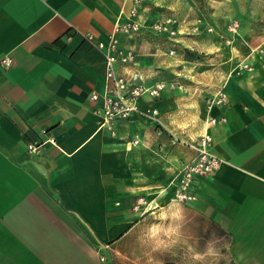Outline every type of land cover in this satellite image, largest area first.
<instances>
[{
  "label": "crops",
  "instance_id": "0c3cea01",
  "mask_svg": "<svg viewBox=\"0 0 264 264\" xmlns=\"http://www.w3.org/2000/svg\"><path fill=\"white\" fill-rule=\"evenodd\" d=\"M131 1L0 0V264H116L119 255L134 264L143 256L138 245L148 240L150 216L178 204L175 181L204 132L222 162L197 178L196 200L181 204L197 213L183 220L184 235L223 240L211 254L220 260L206 264H264V39L238 49L211 32V65L200 72L197 60L172 49L178 38L150 29L163 12L157 0H144V26L119 34L135 61L116 68L139 72L144 84L177 85L155 98L144 94L140 111L111 130L99 124L90 99L105 91L104 57L83 34L105 39ZM243 60L252 68L236 74ZM219 90L227 101L208 108L207 98ZM151 106L161 132L144 113ZM210 114L224 120L209 123ZM43 127L55 143L28 154L26 143L39 139Z\"/></svg>",
  "mask_w": 264,
  "mask_h": 264
},
{
  "label": "rangeland",
  "instance_id": "374dc122",
  "mask_svg": "<svg viewBox=\"0 0 264 264\" xmlns=\"http://www.w3.org/2000/svg\"><path fill=\"white\" fill-rule=\"evenodd\" d=\"M157 2V5L161 6L160 11L163 12L158 18L171 16L176 23V33L170 36L156 32L149 25L150 29L169 38H178L177 47L172 49H176V54L180 55L183 60H197V66L202 67L200 72L207 71L211 65L207 63L209 56L206 53L209 50L206 47L209 45L211 32L220 36V41L229 47L239 46L242 48L245 42L253 45L257 42L261 43V40L264 39V0H157ZM155 20L157 18L153 21ZM232 20L239 22V27L234 33L228 31V25ZM150 22L152 24V21ZM141 24L140 29L144 26L143 22ZM208 27H211L212 30L209 31ZM227 39H230V43H226ZM193 42L200 46L199 49L190 46V44H194ZM261 46H264V42L261 43ZM197 66H193L187 72L196 71ZM164 82L166 85H177L174 81L165 80ZM182 84L186 86L184 82ZM196 214L188 206L179 203L152 214L148 231H144H147L149 235L148 240H144V243L139 241L138 245V252L143 249V256L139 252V256L134 258L135 261L139 263L143 261L147 264H206L217 259L220 260L216 255L207 253V256L206 254L201 255V253L209 251V249L212 252H217L222 249L223 240H211V235L208 237L204 234L184 235L186 231L189 233V226L184 224L183 220L193 215L196 216ZM203 227L205 228V226ZM195 228H199V226ZM154 232L155 234H153ZM206 237L209 239L205 240ZM213 237L215 238L216 235ZM194 249L198 252L196 253ZM213 256L215 257L213 258ZM116 259V264L132 263L131 258L124 255H119Z\"/></svg>",
  "mask_w": 264,
  "mask_h": 264
},
{
  "label": "built area",
  "instance_id": "2783aa9c",
  "mask_svg": "<svg viewBox=\"0 0 264 264\" xmlns=\"http://www.w3.org/2000/svg\"><path fill=\"white\" fill-rule=\"evenodd\" d=\"M144 0H132L131 6L124 17L119 18L105 39H96L91 33H84V39L92 46L100 50L104 57L105 69L104 76L107 80L105 91L102 95L97 92H91L90 99L94 103V111L99 116V124L113 128V123L118 119H128L134 112L140 111L138 101L147 94L152 98L158 97L160 91L166 86L163 80H158L152 84H144L141 81L139 72L132 74L118 72L116 64L129 65L135 61V51L125 47L119 40V34H133L140 30L142 26L139 19V10ZM151 28L156 32H162L170 36L176 33V23L171 16L157 18L153 21ZM239 27L237 20H232L228 25V31L236 32ZM209 31L211 27L207 28ZM230 43V39L226 40ZM259 50H264V46H259ZM173 53V50H170ZM11 62L10 57L1 59V63L8 65ZM251 64L246 61L237 63L234 72L239 74L244 70H251ZM227 101V96L223 90H219L213 96L207 98L208 108L213 104ZM145 114L151 116L157 126L163 127V121L159 117L157 107L146 108ZM223 121L224 117L217 118L209 115L208 122L215 123ZM159 131V130H158ZM159 132V133H160ZM139 139L134 136L132 143H138ZM46 143H55V137L50 128L40 129V137L26 143V150L30 155H39L42 153ZM196 153L189 161L184 163L181 173L175 181L172 200L179 204L190 203L197 198L195 191V181L199 177H206L213 174L220 166L222 159L211 149V137L207 132L202 133L194 146ZM138 200L136 205L139 204ZM135 205V208H136Z\"/></svg>",
  "mask_w": 264,
  "mask_h": 264
},
{
  "label": "snow or ice",
  "instance_id": "6c2138e0",
  "mask_svg": "<svg viewBox=\"0 0 264 264\" xmlns=\"http://www.w3.org/2000/svg\"><path fill=\"white\" fill-rule=\"evenodd\" d=\"M2 187H3V175L0 174V189H2ZM153 234H155V232Z\"/></svg>",
  "mask_w": 264,
  "mask_h": 264
},
{
  "label": "clouds",
  "instance_id": "9594fccd",
  "mask_svg": "<svg viewBox=\"0 0 264 264\" xmlns=\"http://www.w3.org/2000/svg\"><path fill=\"white\" fill-rule=\"evenodd\" d=\"M208 254L209 255L213 254L211 249H209ZM197 258L199 259L200 257H197Z\"/></svg>",
  "mask_w": 264,
  "mask_h": 264
}]
</instances>
